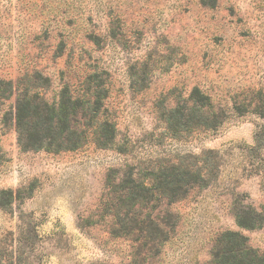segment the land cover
I'll use <instances>...</instances> for the list:
<instances>
[{"label":"rangeland","instance_id":"374dc122","mask_svg":"<svg viewBox=\"0 0 264 264\" xmlns=\"http://www.w3.org/2000/svg\"><path fill=\"white\" fill-rule=\"evenodd\" d=\"M48 79L45 98L83 90L98 74L117 135L77 151L24 152L0 116V191L22 199L0 209V248L26 264H209L217 239L241 232L264 254V226L238 227L234 213L264 209V147L254 114L264 95V0H0V80ZM194 88L224 120L217 131L176 129L169 112ZM15 103L7 100L2 111ZM212 151L216 177L162 203L174 228L159 255L134 260L130 241L99 216L111 170L143 176Z\"/></svg>","mask_w":264,"mask_h":264},{"label":"trees","instance_id":"16d2710c","mask_svg":"<svg viewBox=\"0 0 264 264\" xmlns=\"http://www.w3.org/2000/svg\"><path fill=\"white\" fill-rule=\"evenodd\" d=\"M49 80L40 73L25 74L16 82L0 80V116L2 122L13 124L17 143L24 152H72L89 141L106 149L114 145L117 130L109 119L105 107L108 96L101 77L88 75L83 90L72 91L66 85L57 101L45 98ZM257 97L254 114L264 121V95ZM15 103L5 112L7 100ZM169 122L176 129L187 132L196 130L217 131L224 120L214 111L211 98L199 88H194L184 104L169 112ZM264 147V126L256 136V148ZM212 151L202 157L193 156L190 162L162 166L137 175L132 167L111 170L105 182V193L100 204L99 216L108 218V232L113 238H123L133 245L138 260L145 254L159 255L174 228V215H160L162 203L168 205L183 199L195 187H207L216 177L218 164L212 163ZM22 199L11 190L0 191V209L9 210L15 200ZM236 223L243 230L264 226V209L237 210ZM209 264H264V254L249 245L241 232L227 231L213 247ZM0 264H26L23 257L5 255L0 248Z\"/></svg>","mask_w":264,"mask_h":264}]
</instances>
